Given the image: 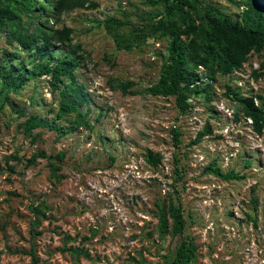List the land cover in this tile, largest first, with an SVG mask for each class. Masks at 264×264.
<instances>
[{"label":"rangeland","instance_id":"rangeland-1","mask_svg":"<svg viewBox=\"0 0 264 264\" xmlns=\"http://www.w3.org/2000/svg\"><path fill=\"white\" fill-rule=\"evenodd\" d=\"M38 1L46 8H36L32 20L17 4L19 29H73L77 53L68 43L43 52L44 60L54 53L51 62L77 56L80 94L67 91L70 77L55 87L50 75L28 76L41 38L28 50L12 36V26L0 28V264H34L32 249L36 264H137L133 258L163 264L173 242L161 234L157 212L170 195L183 205L184 235L195 239L193 264H264V128L256 132L228 90L253 96L264 110V49L233 73L206 79L210 94L191 93L182 111L175 95L148 91L169 56V36L153 27L168 18L165 2L91 0L97 5L64 12L55 22L46 0ZM207 4L222 16L247 20V0H199L191 11L201 16ZM20 70L25 75L10 84L8 73ZM63 91L91 127L66 133L38 127L27 134L32 115L71 128L76 113L58 116ZM207 125L211 132L198 139ZM174 129L181 131L178 145ZM36 151L50 157L27 165ZM213 162L242 177L208 172Z\"/></svg>","mask_w":264,"mask_h":264},{"label":"trees","instance_id":"trees-1","mask_svg":"<svg viewBox=\"0 0 264 264\" xmlns=\"http://www.w3.org/2000/svg\"><path fill=\"white\" fill-rule=\"evenodd\" d=\"M46 2L50 5L51 17L54 18L55 22L60 20L64 12L97 5L91 0H46ZM153 2H165L168 18L161 17L154 23L153 27L162 35L169 36L170 42L168 61L162 66L158 81L149 87L148 91L153 95H175L177 105L182 111L190 107L187 99L191 93L201 89L210 94L209 84L203 85L206 79L216 80L218 74L233 73L248 61L253 51L261 52L264 49V4L260 0H247V20L245 22L222 16L211 4L204 7L203 15H194L191 9L196 10L199 6V0H154ZM17 4L27 11L31 20L35 9H45L46 5L38 0H4L0 4V28H3L4 25L12 26L11 34L21 46L32 50L35 48L37 40L41 38L40 45L36 47V66L28 71L27 75L32 77L50 75L52 85L55 87L58 82H62L63 77H70L67 91L80 94L79 85L74 80L73 74L74 69L79 66L77 56H67L65 59L51 62L54 53H49L48 59L44 60L45 53L43 52L45 48L57 43H68L72 47L71 53H77L81 49V45L72 43L73 29L65 25L61 28L52 27L38 33L28 34L25 28L19 29L22 26V10L16 7ZM175 16H178L179 19L172 18ZM117 24L121 23L117 22ZM200 68L204 70L203 73H200ZM254 74L260 75L258 71H255ZM24 75L20 70L16 75L8 73L7 78L10 84H16ZM122 87L123 90H127L125 84ZM228 90L237 98L245 115L252 119L256 132L262 133L264 110L255 102L254 97L243 96L230 86H228ZM61 96L58 116L76 113V118L71 122V128L64 129L50 123L43 117L32 115L24 124L27 134H32L33 129L38 127H49L62 133L69 132L74 127H91L86 115L80 109L79 103L64 91L61 92ZM210 132L211 129L207 125L199 133L198 139ZM180 136L181 131L174 129L173 137L176 145L181 141ZM49 157L45 151H36L26 164H36L39 158ZM13 158L20 160L18 155H14ZM52 165L54 175L59 177L56 165L53 162ZM10 168L13 169L14 167L10 166ZM206 170L226 180L242 177L233 170L224 172L215 162L210 163ZM177 172L181 176L178 169ZM37 210L40 209L37 208ZM157 214L161 234L171 235L173 242L163 264H193L197 245L194 237L184 235L187 220L182 203L176 202L170 195L168 204L158 205ZM70 249L75 254H80L78 249ZM31 254L33 262L36 264L38 257L34 249L31 250ZM133 259L137 264H145L141 260Z\"/></svg>","mask_w":264,"mask_h":264}]
</instances>
